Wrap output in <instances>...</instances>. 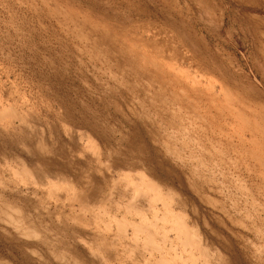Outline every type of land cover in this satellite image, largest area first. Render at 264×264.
I'll list each match as a JSON object with an SVG mask.
<instances>
[{"label": "rangeland", "instance_id": "rangeland-1", "mask_svg": "<svg viewBox=\"0 0 264 264\" xmlns=\"http://www.w3.org/2000/svg\"><path fill=\"white\" fill-rule=\"evenodd\" d=\"M0 264H264V0H0Z\"/></svg>", "mask_w": 264, "mask_h": 264}]
</instances>
